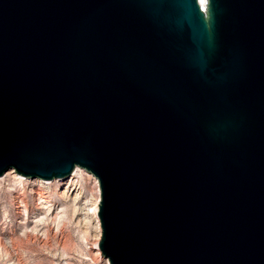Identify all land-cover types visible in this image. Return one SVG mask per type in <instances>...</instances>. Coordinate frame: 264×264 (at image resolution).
Here are the masks:
<instances>
[{
  "label": "water",
  "instance_id": "water-1",
  "mask_svg": "<svg viewBox=\"0 0 264 264\" xmlns=\"http://www.w3.org/2000/svg\"><path fill=\"white\" fill-rule=\"evenodd\" d=\"M78 168L109 264H264V0H0V178Z\"/></svg>",
  "mask_w": 264,
  "mask_h": 264
},
{
  "label": "rangeland",
  "instance_id": "rangeland-1",
  "mask_svg": "<svg viewBox=\"0 0 264 264\" xmlns=\"http://www.w3.org/2000/svg\"><path fill=\"white\" fill-rule=\"evenodd\" d=\"M10 173L0 180V264H109L95 249L91 209L100 194L93 176L80 170L75 181L48 182H54L49 190L38 179L20 183Z\"/></svg>",
  "mask_w": 264,
  "mask_h": 264
},
{
  "label": "bare ground",
  "instance_id": "bare-ground-1",
  "mask_svg": "<svg viewBox=\"0 0 264 264\" xmlns=\"http://www.w3.org/2000/svg\"><path fill=\"white\" fill-rule=\"evenodd\" d=\"M206 3H207V0H200V4H201V6L203 7V9H206ZM80 170L81 169H77L76 170V172L74 173V175L72 176V177H70L69 179H67V180H70L71 179V182L72 181H75V179H76V177L80 174ZM10 172H14L13 170H11ZM10 175H11V173L10 174H8V175H5L4 176V179L3 178H0V180L1 179H3V180H5V179H8L9 177H10ZM13 177V176H12ZM20 177V180L19 181H21L20 183H22V179H23V177H21V176H19ZM25 180V179H24ZM39 180V179H38ZM67 180H64V181H67ZM94 180H95V182L97 183V186H98V193L100 194V189H99V184H98V180L96 179V178H94ZM40 182H41V180H40ZM57 182V181H56ZM95 183V184H96ZM42 184V183H41ZM44 185H48L47 186V188L46 189H49V190H53V188H54V182L53 183H48V182H45L44 183ZM80 194L79 193H76L75 195H74V200L76 199V198H78V196H79ZM41 198H42V196H41ZM43 202L45 203L44 204V207L45 208H47V210L50 212V211H52L53 210V206L52 205H50L49 204V202L48 201H46V199H44L43 198ZM100 204V196L98 195V199L95 201V203H94V205L92 206V209H91V213H92V217H93V219L95 220L94 222H96V229H97V231H98V237H97V241L95 242V249L98 251L99 249H98V247H99V239H100V237H101V223H100V221H99V219L97 218V214H98V205ZM100 251V250H99ZM100 253H98V255H99Z\"/></svg>",
  "mask_w": 264,
  "mask_h": 264
}]
</instances>
